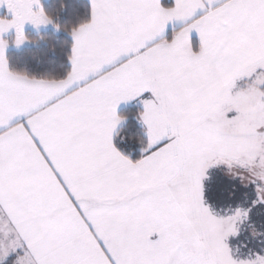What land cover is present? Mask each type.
I'll list each match as a JSON object with an SVG mask.
<instances>
[{
  "label": "snow or ice",
  "instance_id": "snow-or-ice-1",
  "mask_svg": "<svg viewBox=\"0 0 264 264\" xmlns=\"http://www.w3.org/2000/svg\"><path fill=\"white\" fill-rule=\"evenodd\" d=\"M0 264H264V0H0Z\"/></svg>",
  "mask_w": 264,
  "mask_h": 264
}]
</instances>
